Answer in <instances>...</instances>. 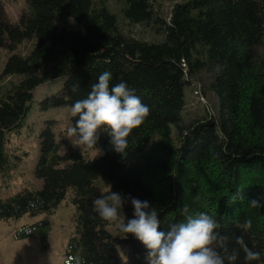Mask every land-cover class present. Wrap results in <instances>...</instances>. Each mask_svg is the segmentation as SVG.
Segmentation results:
<instances>
[{"label":"trees","instance_id":"trees-1","mask_svg":"<svg viewBox=\"0 0 264 264\" xmlns=\"http://www.w3.org/2000/svg\"><path fill=\"white\" fill-rule=\"evenodd\" d=\"M120 1L129 22L151 25L164 39L124 33L117 13L104 1L27 0L14 21L0 0V46L9 51L2 73L18 76L0 78V181L24 176L21 166L29 149L19 137L41 83L64 77L45 106H71L107 70L112 73L110 87L126 82L150 109L127 137L123 154L111 149L105 128L94 147L102 154H92L86 147H74L66 133L56 130L54 119L49 120L39 133L34 164L41 182L25 179L22 189L0 197V219L53 212L68 197L79 213L66 260L146 264L142 243L93 210L96 198L114 191L148 200L165 231L171 223L186 221L184 205L188 215L205 212L219 224L216 231L228 238V251L238 252L234 264H249L236 237L260 253L250 264H264V207L250 206L253 198L264 204V0L176 1L169 19L159 15L158 0ZM65 18L73 25H62ZM24 42H29L25 53L20 49ZM203 73L209 74L206 83L218 97V110L188 123L182 113L185 85L190 76L202 78ZM73 85H79L75 92ZM75 120L71 116L70 126ZM237 189H242L243 200L229 205ZM120 212L125 222L132 218L130 200ZM45 223L22 225L17 235L37 233ZM120 241L129 243L126 257L118 248Z\"/></svg>","mask_w":264,"mask_h":264},{"label":"clouds","instance_id":"clouds-1","mask_svg":"<svg viewBox=\"0 0 264 264\" xmlns=\"http://www.w3.org/2000/svg\"><path fill=\"white\" fill-rule=\"evenodd\" d=\"M112 73L105 70L83 99L76 100L70 107L74 126L66 129L74 147L93 149L100 138L99 130L105 128L111 149L125 153L128 148L127 137L134 128L139 127L150 113L147 105L121 81L110 87ZM79 85H73L75 92ZM99 154L100 153L99 151ZM243 200L242 189H237L228 204ZM130 200L133 216L127 222L122 220L118 211ZM253 208L264 207L260 199L250 200ZM93 210L105 221L116 223L119 231L132 234L146 249V264H234L238 257L236 250L228 251L227 237L220 235L217 221L205 212L188 215L187 205L181 208L186 216L185 222L171 223L167 231L161 230L160 219L155 207L148 200L131 195L109 191L93 201ZM248 227L251 221L247 222ZM27 231V230H26ZM124 236L123 238L127 237ZM236 243L245 253V261L260 259V253L247 247L243 237H236ZM217 248L223 249V255ZM65 264H83L79 257H68Z\"/></svg>","mask_w":264,"mask_h":264},{"label":"rangeland","instance_id":"rangeland-1","mask_svg":"<svg viewBox=\"0 0 264 264\" xmlns=\"http://www.w3.org/2000/svg\"><path fill=\"white\" fill-rule=\"evenodd\" d=\"M104 1L107 6L117 13L121 29L124 33L149 41H162L164 36L157 33L151 25L145 23H131L121 11L123 2L120 0H93L95 5H102ZM182 0H158L156 7L158 13L166 19L170 18L173 4ZM5 7L7 16L17 21L21 12L27 8V0H1ZM62 25L72 26L73 22L68 18L60 21ZM29 42L21 44L20 49L25 53ZM9 55L5 46H0V78L4 81L17 80L16 75H3L2 70ZM201 77V76H200ZM208 73H203L202 78L190 76L191 81L185 85V105L182 110L184 120L191 122L204 117L206 114H216L218 110V97L208 88ZM64 77H58L38 85L27 115L21 127V146L29 149L21 169L23 175L15 176L10 183L0 181V197H6L22 189L24 180L40 183L34 174V164L39 153V133L41 129L54 119L56 130L66 133L71 123L70 105L48 104L47 97L57 93L63 86ZM207 82V83H206ZM51 123V122H50ZM173 135L178 140L176 125L172 124ZM65 129V131L63 130ZM67 134V133H66ZM92 154L99 153V149H90ZM121 210L118 215L121 216ZM78 207L66 198L54 209L53 212H41L38 214L26 213L14 219H0V264H65V253L69 240L77 235ZM45 220L43 228L37 233L26 237H19L17 232L22 225L37 223ZM112 231L115 229L110 227ZM118 248L123 256L128 255L129 243L118 242Z\"/></svg>","mask_w":264,"mask_h":264}]
</instances>
